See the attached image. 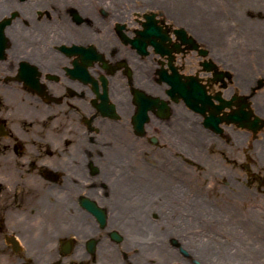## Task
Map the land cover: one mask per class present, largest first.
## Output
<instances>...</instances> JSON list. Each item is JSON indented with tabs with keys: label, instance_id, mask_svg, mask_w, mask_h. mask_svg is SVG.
<instances>
[{
	"label": "flooded vegetation",
	"instance_id": "obj_1",
	"mask_svg": "<svg viewBox=\"0 0 264 264\" xmlns=\"http://www.w3.org/2000/svg\"><path fill=\"white\" fill-rule=\"evenodd\" d=\"M135 4L0 0V240L16 264H202L180 236L206 221L148 193L175 190L194 144L179 129L203 123L177 88L190 98V75L211 73L175 29L217 42L189 9Z\"/></svg>",
	"mask_w": 264,
	"mask_h": 264
},
{
	"label": "rangeland",
	"instance_id": "obj_2",
	"mask_svg": "<svg viewBox=\"0 0 264 264\" xmlns=\"http://www.w3.org/2000/svg\"><path fill=\"white\" fill-rule=\"evenodd\" d=\"M141 1L132 0V3L133 5L137 3L135 7H140L136 5H139ZM146 1L150 9L159 8L157 4L170 7L177 12H187L189 9L195 17L197 29L206 26L210 31V33L208 32V39L217 42L216 44L210 43L211 56L218 61L220 66L233 73L232 82L228 79L227 87H222L225 95L230 97L236 91H239L252 96L250 92L256 84L259 91H257L256 97L254 96L251 102L254 109H258L257 113L264 117V36L256 39V48L245 45L237 47L231 44V41H237L238 39L241 42V29L232 27L229 31H226V27L223 29V23L216 27L212 26V20L210 22L213 13L219 16L225 12L223 1L226 0ZM228 1L233 3L231 9L234 14L240 13L257 18L264 17V0L254 1V4L258 6H256L258 11L246 10L243 3ZM224 21L225 19H222V22ZM179 23L183 24V21H179ZM191 31L193 32V30ZM226 34H230L228 35L231 38L230 40H227ZM195 35L198 39H201L199 32ZM219 46L226 53V61H220L218 58L221 50ZM197 63L195 64L197 65ZM206 74L208 73H205L204 76ZM220 86L219 83H213V87H216V89H221ZM196 119L197 121L192 127L179 129V135H182L185 131L188 136H191L194 144L190 152L181 150L189 156L174 161L176 163L175 167L177 166L180 169V178L189 176L191 180V182L186 179L183 180V183L179 182L183 190L178 189L185 195L194 194L191 201L199 200L202 204H205L208 211L215 210L220 215L217 214L219 221H211L216 220V218H212L210 221L209 219L207 221L203 219L206 221L205 227L197 228L196 221H194V224H189L193 225L194 228L196 227L197 231L206 232L203 237H200L189 247L196 252L195 257L200 262L203 260L200 253L206 251L205 253L210 252L213 254L212 264H263L264 157L262 156L264 154L262 153L264 152H262V145H264V127L258 132H254L246 127L239 126L237 123H224L223 127L226 133L224 136L223 134L216 135L203 127L199 122L198 115ZM184 172H186V175H183ZM173 183L175 184L174 188H177V182L174 181ZM184 183L189 184L191 187L189 189L185 188ZM173 200L177 199L174 198ZM179 209L183 210L184 207L180 206ZM226 214L229 216V220L220 221V216ZM155 226L157 227V225L150 224L153 229L151 235H154L156 239H160V233L156 230L154 232ZM226 238L227 241H225ZM182 242L188 247L180 236L181 251H183ZM225 242L232 245V251L228 252L226 250L225 245H223ZM222 245L223 247H221ZM0 264H16V255L10 248L5 246L3 240H0Z\"/></svg>",
	"mask_w": 264,
	"mask_h": 264
},
{
	"label": "water",
	"instance_id": "obj_3",
	"mask_svg": "<svg viewBox=\"0 0 264 264\" xmlns=\"http://www.w3.org/2000/svg\"><path fill=\"white\" fill-rule=\"evenodd\" d=\"M175 32L181 37L183 42L188 44V48L198 49L201 55L208 54L209 50L200 48L197 39L193 35L188 34L183 27L176 28ZM203 65L206 71H213V80L216 82L223 80L225 76L231 77V72L220 69L212 58L205 59ZM190 77L195 78L192 89L190 90V98L184 88H180L183 92L181 96H183L192 109L203 114V123L206 127H210L216 132H223V127L220 123H237L239 126L257 132L264 126V119L255 113L251 107L249 95L234 93L231 97H225L221 90L215 94H209L206 91V85L199 82L201 79L199 76L190 75ZM224 86H226V83H224ZM163 106L166 110L168 109L165 103ZM9 242L13 243L12 240H9Z\"/></svg>",
	"mask_w": 264,
	"mask_h": 264
},
{
	"label": "bare ground",
	"instance_id": "obj_4",
	"mask_svg": "<svg viewBox=\"0 0 264 264\" xmlns=\"http://www.w3.org/2000/svg\"><path fill=\"white\" fill-rule=\"evenodd\" d=\"M231 1L232 2H237L239 4L240 3H243L244 4L243 6H244V8L246 10L258 11L257 10V7L258 6L254 4V1L255 0H231ZM231 4H233V3H231L228 0L223 1L224 11L225 12H223V14L222 15H219V16H217L218 14H216V13H213L211 15L210 22L212 20V26H216L217 27L218 25H221L223 23V29H224V27H226V31H229L230 28H232V27H239V29H241V31H242L241 32V35H240L241 36V42H239V39H238L237 41H231V44H234L237 47H242V45H245L247 47L248 46H253V47L256 48V46H257V45H255L256 44V39L264 36V17L263 18H257V17H249L247 15H242L240 13H235L234 14V13H232ZM190 13L192 14V16H193V18L195 20V17L193 15V13L191 11H190ZM222 19H225V21L222 22ZM228 35H230V34H226L227 40H230L231 38ZM249 42H253V43H249ZM241 82H242V80H241ZM256 95H257V93H256ZM253 98L254 97L252 96L251 97V100ZM252 107H253V104H252ZM254 111L258 112V109H256V110L254 109ZM184 135L185 136H188L185 131L183 132V134L181 136H184ZM263 146L264 145H262V152H264V147ZM184 151H185V149H184ZM262 154H264V153H262ZM262 157H264V156H262ZM179 172H180V169H179ZM179 172H177V179H175V180H173L171 182V183H173L174 181L177 182V188H175L174 191L166 192V191L170 190V188H168V189L165 188L164 190H166V191H163V190H159L158 191L157 190L158 192H155L156 191L155 190V191L150 192L151 194L148 193L149 194L148 196L152 198V196L155 194V196L157 197L159 195V193L165 192V194L167 196H171L173 198H176L177 200L182 201V204L184 206L190 207V221L191 222L192 221H196V224H198V225H200V222H198V220L200 218H203L206 221L208 219L210 221L212 218H216V220H211V221H219V217L217 216V214L218 215H220V214L218 212H216L215 210H212L211 212L208 211L207 208L205 207V204H202L199 200H197L195 202L194 201H191V200H193V195L194 194H190L189 193V194H186L185 195L184 193H182V192L179 191V189H182L183 190V187L179 185V182L183 183L184 182L183 180H185V179L187 181L191 182V180L189 179V176L180 178ZM183 175H186V172H184ZM165 182L167 183L168 181L165 180ZM161 199L163 200V197ZM185 201H189V204L187 202H185ZM182 204L180 202V205L181 206H182ZM147 210H150V207L147 208ZM195 214H196V216H195ZM227 220H229V216L227 214L220 216V221L225 222ZM184 222H183V224H184ZM183 224H180V225L183 227ZM222 226L224 227V224ZM148 227L150 229V224L148 225ZM152 232H153V230H149L148 239H149V237H150V235H151ZM225 237H227V236H225ZM151 239L152 240L155 239V236L154 235H151ZM199 239L200 238H198L197 236H194L193 237V235L192 236H189V238L186 239V240L183 238V240L185 241V243H187L188 247H186L185 244H183V242H182V245L184 247L188 248L190 251H192L190 249V247H189V244H193V242H196ZM225 241H227V238H226ZM196 245H198V244H196ZM223 245H225V248H226V250L228 252L232 251V245L229 242H225ZM223 245L221 247H223ZM194 246H195V244H194ZM209 253L210 252L205 253L204 255H202L203 256L202 264H212L211 258L213 256V254L212 253L209 254ZM242 260L245 261L244 259H242Z\"/></svg>",
	"mask_w": 264,
	"mask_h": 264
}]
</instances>
